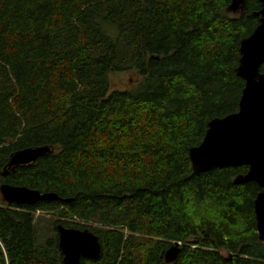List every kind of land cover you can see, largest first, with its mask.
Instances as JSON below:
<instances>
[{"label": "trees", "instance_id": "trees-1", "mask_svg": "<svg viewBox=\"0 0 264 264\" xmlns=\"http://www.w3.org/2000/svg\"><path fill=\"white\" fill-rule=\"evenodd\" d=\"M0 0V186L54 193L7 205L0 264H64L57 226L102 244L81 264H264L247 166L195 173L208 124L238 112L241 42L259 0ZM264 72V65L261 67ZM112 73L135 82L113 88ZM48 147L9 168L14 152ZM64 200H70L65 202ZM54 214L39 244L36 214Z\"/></svg>", "mask_w": 264, "mask_h": 264}, {"label": "water", "instance_id": "water-1", "mask_svg": "<svg viewBox=\"0 0 264 264\" xmlns=\"http://www.w3.org/2000/svg\"><path fill=\"white\" fill-rule=\"evenodd\" d=\"M262 9L254 13L259 25L241 42V59L237 74L245 81V87L236 113L209 122L203 142L190 150L189 156L195 173L213 169L248 167L244 175L236 176L234 184L257 183L262 191L255 202L257 233L264 242V0ZM246 0H232L230 13L244 11ZM48 147L26 148L14 152L9 168L35 163L50 153ZM0 196L7 205L34 206L43 201L60 200L57 194L42 193L22 186L3 184ZM70 202V200H64ZM59 247L64 264H81L82 259L98 261L102 257V244L89 229L57 226ZM180 253L177 245L166 253V262L174 263Z\"/></svg>", "mask_w": 264, "mask_h": 264}, {"label": "rangeland", "instance_id": "rangeland-1", "mask_svg": "<svg viewBox=\"0 0 264 264\" xmlns=\"http://www.w3.org/2000/svg\"><path fill=\"white\" fill-rule=\"evenodd\" d=\"M132 74L127 73H112L110 75V82L113 88L125 89L133 86L135 82ZM54 214L48 212H38L36 214V234L39 244H44L46 240L55 234V227L53 225Z\"/></svg>", "mask_w": 264, "mask_h": 264}, {"label": "flooded vegetation", "instance_id": "flooded-vegetation-1", "mask_svg": "<svg viewBox=\"0 0 264 264\" xmlns=\"http://www.w3.org/2000/svg\"><path fill=\"white\" fill-rule=\"evenodd\" d=\"M246 7V2H245V6H244V8ZM243 8V9H244ZM245 12V9H244V11H240V12H238V13H235L236 15H239V14H242V13H244Z\"/></svg>", "mask_w": 264, "mask_h": 264}, {"label": "bare ground", "instance_id": "bare-ground-1", "mask_svg": "<svg viewBox=\"0 0 264 264\" xmlns=\"http://www.w3.org/2000/svg\"><path fill=\"white\" fill-rule=\"evenodd\" d=\"M232 14H235V13H232Z\"/></svg>", "mask_w": 264, "mask_h": 264}]
</instances>
